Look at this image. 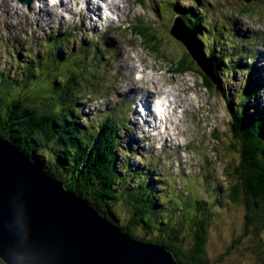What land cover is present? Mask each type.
<instances>
[{"label":"rangeland","instance_id":"1","mask_svg":"<svg viewBox=\"0 0 264 264\" xmlns=\"http://www.w3.org/2000/svg\"><path fill=\"white\" fill-rule=\"evenodd\" d=\"M36 1V13L33 11L36 10L34 0H31L30 7L14 0L12 13L8 15L3 11V14H0V75L7 74L11 81L18 82L17 80L22 78L23 68L15 63L14 59L21 62L27 60L26 55L28 58L37 55L46 57L51 50L49 44L54 45L57 42L55 47L63 60L59 66L53 59L44 63L43 70L38 73V79L28 86L27 91L38 95L53 87L52 83L57 76H64V79L70 76L74 68L68 71L69 66L74 65L79 70L85 67L79 79L80 88L85 91L80 95L81 124L85 127L91 125L95 129L109 117L120 119L117 125L121 129L123 144H130V151L133 153L131 157H126L127 166L133 172L141 170L148 174V178H156L155 186H162L161 192L165 200L173 198L177 202L181 200L193 204L198 197L213 205L215 215L206 250L211 263L264 264V233H251L250 227L247 229L245 226L243 204L230 202L228 197L232 183L229 166L238 163L239 157L233 150L235 143L228 133L229 116L224 95L220 90L209 93L204 89L197 73L171 74V61L184 53V49L179 46L183 44L169 34L170 21L173 18H165L164 12L161 18L160 11L156 10L157 0H147V8H142L135 0H127L129 4L126 0H109L115 9L112 12L113 23L104 20V11L101 9L98 14L101 20L90 13L91 20L80 25L81 16H84L85 11L77 7L75 0H65L63 2L66 6L63 4V8L58 11V20L55 18L53 21L46 16L41 21L44 26L42 28L38 20L41 11L39 9L47 12L45 6L53 0ZM83 1L87 6L89 2V7L93 8L90 1ZM253 2L254 5L250 6ZM190 3L197 6L195 2ZM199 6H205L209 12L206 17V23L212 27L209 38L212 43L215 41L212 38L219 40L221 44L216 47H220L222 53H234V48L237 47L241 54L249 53L250 56L245 57L249 58L250 63H256L264 70V0H200ZM16 8L19 10H15ZM242 10L246 12L241 13ZM16 11L21 14L31 12V19L35 18L34 23H29L25 15L20 16ZM140 18L148 19L150 24H157L155 28L165 46L160 54L151 52L143 45L141 47V41L133 37L127 29ZM237 33L247 34L248 39H239ZM175 34L187 41L189 48H192L190 42L196 43L197 38L192 36L194 40L190 39V34L183 29L179 19L176 21ZM97 40L100 43L95 47ZM89 46L93 47V51L87 48ZM204 48L205 46H199V49L197 47L200 55H204ZM72 50L73 55L69 54ZM81 51H90V57L86 61ZM54 53L55 49L48 57L53 58ZM195 53H198L197 50ZM254 53L256 56L252 57ZM102 54L111 56V60L102 57ZM228 56L230 58V55ZM250 63L246 62L249 65ZM225 66L231 69L226 63ZM143 67L147 69L146 74L143 73L146 80L136 83L133 74L140 72L135 73V78L139 79ZM207 67L211 69V65ZM246 76L245 71L229 75L224 82L227 86L225 92H229L231 96L233 92L238 94L237 91ZM257 78L258 82L264 85V71ZM142 87L148 91H156V87L162 91L172 89L178 100L177 105L173 104L175 108L167 113L171 121L164 123L167 132L163 133L165 138L162 140L161 135L151 130V124L150 127L148 124L143 125V114L136 113L141 106L132 94L143 90ZM17 92H21V83L16 84L14 93ZM255 107L264 111V91L258 93L257 103L252 109ZM75 120L78 122L77 115ZM124 155L125 151H119L121 162ZM29 159L38 167L47 169L46 157ZM128 179L131 184V177ZM188 195L189 198L186 197ZM155 198L160 204L161 198ZM117 208L115 207V211ZM117 216L127 218L128 215L117 211ZM186 229L190 230L188 224ZM183 245L190 247L188 241ZM0 264H4L1 259Z\"/></svg>","mask_w":264,"mask_h":264},{"label":"trees","instance_id":"2","mask_svg":"<svg viewBox=\"0 0 264 264\" xmlns=\"http://www.w3.org/2000/svg\"><path fill=\"white\" fill-rule=\"evenodd\" d=\"M135 2L147 8V0ZM190 2H195L197 6H192ZM199 5L200 0H157L156 10L160 11L161 18L163 12L165 18H173L170 21V36L181 42L183 45L179 46L184 49L181 57L171 61V72L197 73L209 93L216 90L223 93L229 116L228 133L235 143L233 150L239 157L238 163L229 166L232 183L228 197L230 202L243 204L245 226L258 235L264 233V111L257 107L252 109V106L256 105L258 93L264 89L257 78L262 75V70L248 61L245 56H250L249 53L241 54L235 47L234 53L225 50L227 54H224L220 47H216L221 44L218 39L211 37L215 40L211 42L212 27L206 23L209 12L205 6ZM253 5L254 2L250 4ZM243 11L246 12L242 10L241 13ZM176 18L182 22L190 39L194 40L192 36L197 38L196 43L190 42L192 48L175 35ZM156 25L140 18L127 29L144 48L160 54L165 46ZM237 35L242 40L247 38V34H244L245 37ZM96 42L95 47L100 41ZM56 44H49L51 50L46 57L37 55L28 58L26 55L27 60L21 62L14 59L23 68L18 82L11 81L7 74L0 75V137L28 158L46 157L47 169L39 168L60 183L64 182L71 195L89 202L112 226L136 241L167 248L180 264H213L206 255L215 215L213 205L198 197L193 204L181 200L177 202L173 198L165 200L162 186H155L156 178H148V174L141 170L133 172L126 161L133 155L131 146L123 144L121 129L114 118L103 120L95 129L81 124L80 95L85 91L81 90L79 79L85 67L79 70L74 65L69 66L68 71L74 68L71 75L65 79L64 76H57L53 87L39 93V97L27 91L28 86L38 79L44 63L53 59L59 66L63 60L57 53ZM199 46H205L204 55H200ZM87 48L93 51L92 46ZM53 49V58L48 57ZM196 50L202 65H211L208 74L194 59ZM73 52L69 54L73 55ZM81 53L85 61L90 57V51ZM255 56L256 53L252 55ZM102 57L111 60V56L106 54ZM225 63L231 69L226 68ZM242 71L247 72L246 79L238 94L233 92L231 96L225 92L227 86L224 82L229 75ZM20 83L21 92L14 93L16 84ZM119 151H125L122 162ZM128 177H131V184ZM155 197L161 198L160 204ZM115 207H118L116 211ZM117 211L128 215L127 218H119ZM187 224L190 230L186 229ZM185 241L190 244L189 248L183 245Z\"/></svg>","mask_w":264,"mask_h":264},{"label":"water","instance_id":"3","mask_svg":"<svg viewBox=\"0 0 264 264\" xmlns=\"http://www.w3.org/2000/svg\"><path fill=\"white\" fill-rule=\"evenodd\" d=\"M194 59L208 74L207 65ZM0 259L4 264H180L167 248L136 241L112 226L1 137Z\"/></svg>","mask_w":264,"mask_h":264},{"label":"bare ground","instance_id":"4","mask_svg":"<svg viewBox=\"0 0 264 264\" xmlns=\"http://www.w3.org/2000/svg\"><path fill=\"white\" fill-rule=\"evenodd\" d=\"M13 1L14 0H1L0 1V14L2 15L3 14V11H6L7 13H8V15H10L11 13H12V7L11 6H13L12 5V3H13ZM63 1H65V0H57V1H54V2H48V4H46V6H45V8L46 9H48L47 10V12H46V10L45 11H42V9H39V22H40V27H42V28H44V26H43V24L41 23V21H43L44 20V18L46 17V16H48V18L50 19V20H53L54 21V19L56 18V17H58L59 15H60V12H58L59 11V9H61V8H63V4H64V7L66 6L65 5V3L63 2ZM71 0H69L68 2H70ZM77 3H78V5H77V7L79 6V8H80V10H82V11H85V13H83L84 14V16H81V23H80V25H83V24H86L87 22H89L90 20H91V18H92V16L90 15V13H93V15H96V16H98V20H101V17H99V13H101V9L104 11V13H106L107 14V12H108V14H109V12L110 13H112V12H114L115 11V9L113 8V4H111L110 2H109V0H87V1H90V5H93V8H91V7H89V2H88V6H87V4L86 3H83L84 1L83 0H75ZM83 1V2H82ZM86 1V0H85ZM34 2H35V4H36V0H34ZM82 2V3H81ZM93 2H95V3H93ZM99 2H103V4L101 5ZM109 2V3H108ZM112 2V1H111ZM126 3H128L129 1H125ZM129 4V3H128ZM104 5H106V7H107V11H106V8L104 7ZM132 5V4H131ZM14 7V6H13ZM41 7V6H40ZM15 10H19V8H16ZM79 10V11H80ZM121 10V9H120ZM35 13H36V11H38V7H37V4H36V10H33ZM125 11H127V10H125ZM16 12H18V13H16V14H18V15H20L21 14V12L20 11H16ZM81 12V11H80ZM117 12H120L119 10H117ZM14 13H15V11H14ZM31 13V12H30ZM30 13H22L20 16H22V15H25L26 17V19L27 20H29L28 22L29 23H34V19L32 20L31 19V16H30ZM70 13H72L73 14V12L72 11H70ZM77 13V12H76ZM121 13V12H120ZM131 13V12H130ZM123 14V13H122ZM80 15H81V13H80ZM124 15V14H123ZM12 16V15H11ZM43 16V17H42ZM129 17V16H128ZM57 20H58V18H56ZM60 19V18H59ZM104 20L105 21H107V22H109V23H113L114 22V20H112V16L111 15H107V16H105L104 17ZM36 21V20H35ZM82 21H85L84 23H82ZM45 22H46V20H45ZM120 26V25H119ZM176 29V28H175ZM241 34V33H240ZM184 42H185V44L187 45V46H189V44L188 43H186L187 41H185V40H183ZM252 42V41H251ZM253 46H255L254 44H252ZM147 69H145V67H143L142 68V72L144 73V74H146V71ZM135 73H140V72H134V74H133V76H134V80L136 81V83L137 82H141V81H143V79L144 80H146V76L145 75H141L140 76V78L139 79H136L135 78ZM150 75H151V73H150ZM217 79V78H216ZM160 82V81H159ZM161 83V82H160ZM129 84H131V83H129ZM153 84H155V83H153ZM177 85V84H176ZM128 87V86H127ZM163 88V87H162ZM167 88V87H166ZM142 89L143 90H138V92L137 93H134L133 91H134V89L132 88L131 90V92H133V97H136V99H137V102H138V104H139V106H143V107H145L144 109L146 110L145 111V113H144V115H141V112H140V110H138V111H136V113H140V115H141V117L142 118H145L144 120H145V123L143 124L144 126H147V124L149 125V127H150V123L149 122H152L151 123V125H152V131H154L156 134H159V135H161V140L163 139V138H165V137H163L162 135H163V133H165V132H167V127H166V125L164 124L165 123V121H167V120H169V123H170V119H169V117H168V119H167V117H166V113L162 110V109H157V112H158V114H159V117H156L154 114H153V112H151L152 110L150 109L151 108V102L152 101H154L153 99H154V96H161V95H163V94H167L168 95V98L171 100L172 99V103H171V105H170V108H169V110L170 109H174L175 108V106L174 105H177V102H178V100H177V98H176V96H175V94L172 92V89H166L165 91H162V90H159L157 87H156V91H154L153 89L151 90H149L148 91V89H144L143 87H142ZM174 104V105H173ZM184 106V105H183ZM182 110H184V109H182ZM147 111H149L148 113H147ZM169 112V111H168ZM167 112V113H168ZM113 119V118H112ZM114 121H115V123L117 124L119 121H120V119H118V118H114ZM163 129V130H162ZM161 131H162V133H161ZM139 143V142H138ZM137 144V143H136ZM165 144V143H164ZM36 165V164H35ZM36 166H38V165H36ZM40 167V166H39ZM60 181V180H59ZM65 183L63 182V185H64ZM147 243H149V242H147Z\"/></svg>","mask_w":264,"mask_h":264}]
</instances>
